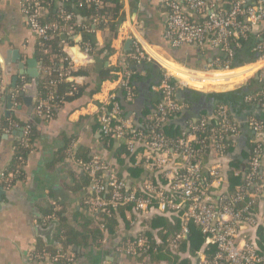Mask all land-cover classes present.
<instances>
[{
    "label": "built area",
    "instance_id": "obj_1",
    "mask_svg": "<svg viewBox=\"0 0 264 264\" xmlns=\"http://www.w3.org/2000/svg\"><path fill=\"white\" fill-rule=\"evenodd\" d=\"M85 1L100 4V0ZM165 8L164 40L169 47L186 45L199 50L208 47L219 55L211 59L206 71H195L159 55H150L138 43L133 44L131 57L137 64L146 61L160 69L159 81L153 88L159 99L139 128L125 117L120 101L111 94L98 106L95 122L108 143L123 146V159L127 163L132 160L133 167L141 168V180L134 181L129 175L118 176L113 167L99 157H92L89 161L75 160L74 148L70 147L67 158L88 181L84 205L92 215L109 214L119 207L131 206L130 212H126L129 214L128 223L134 228L140 224L141 227L131 233L135 239L133 243L116 247V252L123 256L140 257V253L147 252L145 232L159 242L158 231L161 229H152L146 221L160 217L172 226H179L171 239L172 250H177L188 238L191 226L200 231L205 246L214 247L210 257L197 252L193 264H264V240L259 245L256 233L258 230L264 233V118L258 116L264 113V0H169ZM40 9L37 0H25L22 14L34 38L48 39L47 32L56 25L41 24ZM64 19L70 20L72 15L65 14ZM84 31L89 32L88 29ZM249 39H254L252 51L263 52V55L254 62L233 68V52ZM80 49L89 54L87 45ZM127 57L130 55H118L115 66L120 70L115 81L124 101L131 104L135 100V91L130 83ZM165 63L175 65L188 79H179ZM70 70L74 71V67ZM65 76V73L58 72L57 79L50 80L49 86L54 87L56 81ZM210 79L225 83L221 86L226 88L231 85L232 89L247 88L256 80L258 85L255 88L259 90L244 97V102L255 105L251 115L233 119L227 108L220 105L214 108L210 117L187 120L182 136L165 135L164 126L181 116L186 108L176 99V93L183 89L199 91L195 84L201 85ZM207 84L202 86L215 87ZM7 95L12 109L16 103L0 80V106ZM52 95L51 92L50 99ZM53 107L48 102L39 101L34 106V115L48 120L52 117ZM18 129L22 131V139H26L29 126L19 128L11 123L2 128V133L7 135ZM246 132L249 135L246 169L231 168L224 161L237 141L245 138ZM229 176L238 179V183L231 185ZM10 178L1 175L7 186ZM51 221H57V218L50 215L42 223L47 225ZM37 258L53 264L73 262L69 251L43 253Z\"/></svg>",
    "mask_w": 264,
    "mask_h": 264
},
{
    "label": "crops",
    "instance_id": "obj_2",
    "mask_svg": "<svg viewBox=\"0 0 264 264\" xmlns=\"http://www.w3.org/2000/svg\"><path fill=\"white\" fill-rule=\"evenodd\" d=\"M166 1L169 0H120L123 8L120 12L121 20L117 27V34L114 36L108 31L96 32L94 37L97 50L110 45L114 54L106 61L102 59V56L97 55V51L92 55L89 54L93 58V63L89 64L90 85H95L96 73L100 71V68L114 67L118 55L129 54L134 43H138L150 55H159L190 70L204 71V66H208L209 60L215 53L211 48L206 47L202 50L189 46L179 48L180 51L175 52L174 58L165 53ZM24 2L25 0H0V80L8 94L16 92L21 97L20 103H16V106L10 109L7 103L9 96H6V102L4 101L0 106V124H2L5 113L10 112L23 123H30L34 118L33 93L34 91L36 93L37 78L40 72L32 53L34 35L26 25L22 14ZM55 3H61V1L55 0ZM76 22L84 30L90 23L87 17L79 14L76 16ZM72 40L75 45L65 48V51L75 63V55L70 56L69 51L72 47L79 46L81 34H77ZM165 64L166 68L179 79H188L185 74L179 72V68L175 65ZM149 67L137 66L140 76L133 82L135 100L130 104L132 105L130 113L124 110L125 117L130 118L134 124L136 118H139V126L135 124L139 128L159 99V94L153 88L159 81L160 69L154 63H149ZM148 68L152 70L151 75L146 72ZM35 69L38 74L33 77L30 73ZM73 80L81 83L83 78L70 77L68 79V81ZM205 83L220 85V82L215 79H210L203 84ZM187 90L191 92L190 89ZM179 92L175 97L186 108L181 116L168 123L173 130L185 131V124L181 127V122L185 123L189 119L201 116L210 117L213 114L215 107L208 100L207 92L197 91L203 93L197 96L189 92L187 94H190V99L179 98ZM86 94L87 91L79 101L63 105L57 109L52 118L41 120L36 124L34 140L22 167V179L8 186L1 180V175L11 162L16 144L22 141V131L18 129L1 136L0 264H53L44 259H38L34 253L39 248L43 250L45 247L54 246L46 245L39 231L40 227L43 229L46 227V224L42 223L46 213L49 210L54 211V208L61 211L62 216L68 219L69 225L76 229H80L87 222H92L91 226L97 227V222H94L96 214H90L84 205L88 194L87 178L75 163L67 158L66 151L62 152L66 144L75 150L82 149L88 153L90 158L99 157L113 168L115 165L118 174H126L115 159V153L120 144L108 143L101 136L95 122L98 106L111 94H117L119 97L122 95L118 91V85L115 80L105 81L101 84L100 91L91 98L86 97ZM245 116L235 119H243ZM247 136L249 135L246 132L245 138L237 141L235 148L224 161L226 165L231 168L244 169L249 153ZM58 157L62 159L58 160ZM120 159L123 160V156ZM126 164L125 167H127ZM262 172L264 175V166ZM124 217L128 221L129 214L125 212ZM129 227V229H124L121 225L119 232L104 236L101 242L95 243L89 239L85 244L74 245L72 251H69L73 255V262L70 264H118L123 262L118 256L120 254L116 252V247L125 242L123 240L130 237L131 233L133 234L141 227V224L136 225L135 228L130 225ZM256 233L259 243L262 244L263 231L258 230ZM54 234L52 237L55 241ZM134 259L136 261L132 264H145L139 257H134Z\"/></svg>",
    "mask_w": 264,
    "mask_h": 264
},
{
    "label": "trees",
    "instance_id": "obj_3",
    "mask_svg": "<svg viewBox=\"0 0 264 264\" xmlns=\"http://www.w3.org/2000/svg\"><path fill=\"white\" fill-rule=\"evenodd\" d=\"M37 1L44 12L43 14L39 13L40 23L43 25H56V28L47 32L49 36L48 39H43L42 37L34 38L32 53L40 72L37 78L35 104H38L39 101L52 104L54 106L51 110V115L53 117L58 108L65 104H72L79 101L86 91V97L91 98L100 91L103 82L114 81L117 79L120 70L118 67H102L100 68V71L96 73L97 80L95 85H90L88 80L91 72L89 65L87 64L81 67L75 66L71 58L67 55L65 48L75 45V42L72 40L73 36L81 34V40L79 41V46L81 48H84L87 45L90 49L89 54L92 55L97 51V55L102 56L104 61L108 60L109 57L114 54V50L110 45H105L103 48L97 50L94 37L96 32L105 33L108 31L114 36L117 34V27L121 20L120 12L123 5L120 0H100L99 5L95 3H87L85 0H60L61 3L58 4L55 3V0ZM68 13L72 15V19L65 20L64 15ZM78 14L88 18L90 23L85 29H88L89 32H83V27L77 24L76 16ZM71 29L72 33H70ZM253 47L254 39H249L248 41L243 42L240 49H236L233 52L231 66L234 68L246 63L254 62L258 57L263 55V52L252 51ZM133 54L134 50L131 49L129 54L125 55H130V57H127V70L131 72L130 83L135 91V85L133 82L140 76L137 72V66L140 65L147 68L149 67V63L142 61L138 65L131 57ZM71 67H74V71L70 70ZM149 68L146 69V72L151 75L152 70L150 71ZM58 72L65 73L66 76L63 79L56 81L54 87H50L49 81L52 79L56 80ZM68 77H82L83 81L81 83H77L74 80L68 81ZM257 85L258 82L253 80L247 88L241 87L220 94L207 93L206 95L214 107L220 105L225 106L231 118H240L244 115H246L244 117L246 118L248 114L251 115V111L255 108V105L244 102V97L255 94L259 90L255 88ZM262 89H264V86ZM179 91H184L185 93L189 90L185 89ZM51 92L53 94L52 99H50ZM190 93L195 94L196 96L203 94L194 90H191ZM9 95L14 103H20L21 97L18 93L12 92L9 93ZM187 95L188 94L185 93L184 98H188L189 95ZM115 97L116 100L119 101L120 98L117 94ZM4 101L6 102V100ZM258 116L264 118V113H260ZM41 120L42 119L34 115L32 122L23 123L19 121L12 112L8 115L5 113L3 117L2 124H0V138L3 135L2 128L6 127L8 124H15L19 128H24L26 126L30 127L29 135L26 139L23 138L22 141L16 144L11 162L9 166L4 169V176L11 177L9 185H13L16 181L22 179V167L27 159L34 140L35 126ZM163 132L168 137H180L183 133V131L180 130H173L169 124L164 126ZM25 144H27V146ZM69 148V144H66L62 152H67ZM124 154L125 150L123 146L120 145L116 150L115 159L117 164L122 167L126 174L123 175L117 173L118 176L124 177L129 175L134 181L141 180V168L133 167L131 163L132 160L126 164L124 159H120ZM72 155L75 160L89 161L91 159L88 156V153L82 149L72 150ZM62 157H58V160H61ZM125 164L127 167H125ZM113 169L116 171L117 168L115 165ZM244 169H246V166ZM229 181L231 185H235L239 180L233 176H229ZM133 183L134 182H132V184ZM83 184L84 186L86 185L85 182ZM130 210L131 206L126 205L111 210L109 214H96V221L94 222H97V227L91 226V224H93L92 222H87L80 227L81 230L70 226L68 219L62 216L61 211L49 210L45 217L54 215L57 218L58 226L54 238L55 241L60 244V247H45L43 250L39 248L38 251L34 253V256L38 257L43 253L55 254L58 252L63 253L65 251H72L74 245L85 244L89 239H92L95 243L101 242L104 236L114 235L119 232L121 225L124 226V229H129V223L124 215L125 212H130ZM146 224L152 229L160 228L161 230L158 231L159 242H155L148 232H145L144 234L148 238V250L146 253H140L139 258L141 261H144L145 264H193V259L196 257L197 252H204V254L210 257L215 250L211 245L205 246L204 237L200 234V231L196 227L191 226L188 238L182 241L177 250L174 251L171 249V239L174 233L179 230L178 224L172 226L165 219L160 217H155L146 221ZM100 226L102 227V230L100 229ZM123 241L125 242L121 243L120 246L125 247V245L129 243H133L135 239L130 236ZM258 244L260 245L261 243L258 242Z\"/></svg>",
    "mask_w": 264,
    "mask_h": 264
},
{
    "label": "water",
    "instance_id": "obj_4",
    "mask_svg": "<svg viewBox=\"0 0 264 264\" xmlns=\"http://www.w3.org/2000/svg\"><path fill=\"white\" fill-rule=\"evenodd\" d=\"M43 13V9H40V14H42ZM183 47H188V46H186V45H182L180 48H183ZM164 51H165V53H167L170 57H172V58H174L175 57V52H178V50H179V48H171V47H169L167 44H165V46H164ZM180 51V50H179ZM74 53V54H73ZM69 55L70 56H73V55H75V63H74V65L75 66H77V67H81V66H83V65H85V64H92L93 63V58H92V56H90L89 54H84L82 51H81V49H80V47L79 46H77V47H72L71 49H70V51H69ZM215 55H219L218 54V52L217 51H215V53H214V55H213V57L215 56ZM210 62H211V59L209 60ZM204 71H206L207 70V66H204ZM37 70L35 69L32 73H30V75L31 76H33V77H36L37 76ZM36 86V84L34 83V87ZM185 93H189V91H186ZM184 91L183 92H180L179 93V98L180 97H183L184 98ZM33 97H34V100H33V102H35V98H36V93H35V91H34V93H33ZM120 103H121V105H122V107H123V109L125 110V112L126 113H130L129 111L131 110V108H132V105H130V104H127L125 101H124V97L121 95L120 97ZM7 103H8V107H11V100H10V98H8L7 97ZM6 115H8V113H6ZM139 118L137 117L136 118V120H135V124L137 125V126H139ZM183 124H184V122H181V127H183ZM185 126V125H184ZM57 226H58V222L57 221H51L50 223H48L47 225H46V227H45V229H43V228H39V231L41 232V237L43 238V240H44V243L46 244V245H54L55 247H60V244L59 243H57L56 241H54V239H53V234H54V232H55V230H56V228H57ZM121 259H122V261L123 262H119L120 264H132L133 263V261H136L135 259H134V257L132 258V257H129V256H121V255H118Z\"/></svg>",
    "mask_w": 264,
    "mask_h": 264
},
{
    "label": "rangeland",
    "instance_id": "obj_5",
    "mask_svg": "<svg viewBox=\"0 0 264 264\" xmlns=\"http://www.w3.org/2000/svg\"><path fill=\"white\" fill-rule=\"evenodd\" d=\"M225 83H221L220 85H215V87L212 88V85H208V86H202V85H197L195 84V86L198 88H196L197 90H199L200 92H211V93H217V94H220V93H224V92H228V91H231V90H234L231 88V85L227 86H221V85H224ZM230 89V90H229Z\"/></svg>",
    "mask_w": 264,
    "mask_h": 264
},
{
    "label": "flooded vegetation",
    "instance_id": "obj_6",
    "mask_svg": "<svg viewBox=\"0 0 264 264\" xmlns=\"http://www.w3.org/2000/svg\"><path fill=\"white\" fill-rule=\"evenodd\" d=\"M190 95V94H189ZM191 96H189L188 98L190 99Z\"/></svg>",
    "mask_w": 264,
    "mask_h": 264
}]
</instances>
